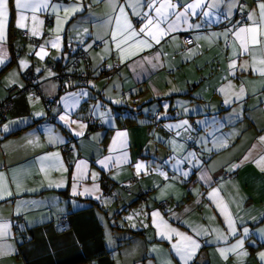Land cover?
<instances>
[{
  "label": "crops",
  "instance_id": "obj_1",
  "mask_svg": "<svg viewBox=\"0 0 264 264\" xmlns=\"http://www.w3.org/2000/svg\"><path fill=\"white\" fill-rule=\"evenodd\" d=\"M213 2L183 9L186 20L158 44L143 34L151 47L128 40L122 59L112 37L118 5L139 32L145 21L133 11L152 12L143 0L136 9L126 0H78L80 11L67 18L63 9L76 0H48L61 7L35 13L10 0L0 39V102L31 67L42 95L57 104L24 93L0 116V173L12 193L0 199V225H8L0 264H184L177 241L194 253L187 264H264V43L240 54L233 35L252 23L248 13H258L259 0L206 7ZM238 12L245 14L240 23ZM124 29L122 17L121 41L129 35ZM76 45L87 54L82 67L94 75L87 87L55 82L48 65L69 63ZM103 64L118 70L102 76ZM68 142L73 154L62 150Z\"/></svg>",
  "mask_w": 264,
  "mask_h": 264
},
{
  "label": "snow or ice",
  "instance_id": "obj_2",
  "mask_svg": "<svg viewBox=\"0 0 264 264\" xmlns=\"http://www.w3.org/2000/svg\"><path fill=\"white\" fill-rule=\"evenodd\" d=\"M221 2V0H214V2L210 5H206V7L215 8L217 7V4ZM127 6L136 9L141 6V0H126ZM9 4L10 0H0V39L4 38V28H5V22L9 15ZM144 6H146L148 9H151L152 12H136L133 11V15H142L145 23L140 28L139 32H136L132 29L131 23L127 20V14L125 11V5L120 4L119 7V14L115 17V23L116 28L112 31V37L115 42L116 48L118 51H120L122 59H123V44L127 42L128 40L132 38H138L136 40V43L139 45H142L143 47H151V43H149L147 40H145L143 36L150 37L155 43H159V37H162L163 35H166L169 32H172L175 27L176 23L179 22L181 19H185L187 17V12L183 9H196L200 8L204 4V0H197L196 3L188 4L186 0H143ZM158 5V6H157ZM15 6L17 9H31L33 13L40 9H46L51 7L54 11H57L61 6L60 5H50L48 3V0H15ZM82 5L78 3V0H76V3H73L72 5L65 6L64 12L66 13V17L68 15H73L76 12L80 11ZM113 7H117V5L113 4ZM71 9V11H69ZM257 9L259 10L258 13L254 10L252 12L248 13V20L252 23L250 25L239 27L234 32L233 35H236L240 41H241V52L240 54H243L244 52H249L251 50V47H255L257 45H261L264 43V0H259L257 3ZM231 10V5L229 6V11ZM194 14V13H193ZM204 16H208V12L203 13ZM174 16L176 19L175 21H172L169 23V17ZM124 17V24H125V31L129 33L128 36L125 37L124 41H121L118 39L119 36V30L121 28V18ZM35 18V17H34ZM58 23L60 22L59 15L57 16ZM167 24V27H161V25ZM18 27H23L19 23V20L17 21ZM198 27L199 25H195ZM147 29V30H146ZM35 35L36 33L33 32ZM60 37L59 35L56 36L55 41H50L52 43L53 47H58V44L56 41H59ZM143 47L140 49L143 50ZM43 46H41V52H43ZM135 54V53H133ZM37 55H41L40 52H37ZM144 59H148L145 57ZM2 62V60H0ZM22 65L24 62H21ZM235 66V61L230 64V67ZM111 67V65H109ZM241 92H243V88H241ZM239 98V97H237ZM41 113H36V115H40ZM65 118L61 116V120H64ZM75 123V121H73ZM187 123V122H184ZM83 127V125H81ZM176 127H180V125H177ZM8 126H4V130L7 131ZM179 134V133H177ZM121 136L125 135L124 133H120ZM262 141H264V137L260 138ZM31 143V141H30ZM50 155H58V154H50ZM261 160H264V157H261ZM257 163H260V161H257ZM137 169L143 167L141 164H137ZM235 167V166H233ZM43 170V169H42ZM4 174L0 173V199H3L5 195L11 196L12 193L10 191H7V189L4 187ZM59 186V185H57ZM216 190L214 189L213 192ZM211 195V194H210ZM158 215V213L153 214ZM131 219V217H129ZM226 223L229 226L230 233H235V227L234 223L230 216H226ZM8 225L2 224L0 225V236H6L8 235L7 232ZM175 232L176 230H171ZM245 234L248 233V229H244ZM177 235L181 236L183 240L189 241L191 245L194 248H199L200 245L197 243L193 237L188 236L184 233H176ZM199 235V233H197ZM226 239V237H224ZM242 244V241H238L236 245H233L231 248L227 250H221L222 254L225 251H235L240 245ZM173 248L176 250L177 254L181 256L182 259H184V264H187V260L191 259V255L194 253H189L187 251V246H181V241H177L176 244L173 245ZM6 254L5 251L0 250V255ZM243 255L244 253H240ZM261 259H264V253L259 254Z\"/></svg>",
  "mask_w": 264,
  "mask_h": 264
},
{
  "label": "built area",
  "instance_id": "obj_3",
  "mask_svg": "<svg viewBox=\"0 0 264 264\" xmlns=\"http://www.w3.org/2000/svg\"><path fill=\"white\" fill-rule=\"evenodd\" d=\"M245 14L243 12H238L236 14V18L238 22H242L244 20ZM21 36H26V33L24 31L21 32ZM183 42L186 46H189L191 44V38L189 34H186L183 36ZM87 60V54L86 51L80 46L76 45L74 46L71 55L69 63L67 64L69 66V69L63 65V68L56 69V63L50 62L48 65L49 67L55 69V74L53 75L52 79L55 82L63 83L65 85L69 86H88L89 83L94 79L93 73L88 68H82V65ZM118 70V65H111L109 67L108 64H103L100 68V75L102 76H111L115 74ZM24 78V84L20 87L12 86L9 91L7 97L0 102V113L1 117L4 118L6 112L13 106L15 98L19 95H22L24 93H28L30 95H39L42 99V102L45 106L51 107L52 105L57 104L56 98H47L42 95L39 86L37 85L35 73L32 70V68H27L23 73ZM123 111L126 114H130V108L125 107ZM158 117V113H155L153 115V122L154 125H156V119ZM49 118V117H48ZM89 125L95 124V120L93 118H90L88 120ZM62 150L67 154H73L75 152V149L73 145L68 142L66 144L62 145ZM226 176L228 174H225ZM135 176V175H133ZM134 178L130 179V182H133ZM126 185H121V188H125ZM142 201H144V198H142ZM163 205L164 202H161ZM16 222L14 221V224ZM60 224L62 228L67 224V219L65 217L60 218ZM87 264H97L96 262H88ZM198 264V263H193Z\"/></svg>",
  "mask_w": 264,
  "mask_h": 264
},
{
  "label": "trees",
  "instance_id": "obj_4",
  "mask_svg": "<svg viewBox=\"0 0 264 264\" xmlns=\"http://www.w3.org/2000/svg\"><path fill=\"white\" fill-rule=\"evenodd\" d=\"M10 27H12V25L10 26ZM22 37H26V36H22ZM74 48V47H73ZM73 48H72V50H73ZM72 52V51H71ZM71 55V53L69 54V56ZM52 62H54V61H52ZM86 63V62H85ZM67 64H68V62H67ZM67 64H64V63H62L61 61H57V63H56V69H59V68H63V65L65 66V67H69ZM31 68V67H30ZM82 68H87V67H85V66H83ZM33 70V69H32ZM1 75V74H0ZM36 76V75H35ZM24 79V78H23ZM24 84V83H23ZM11 88V87H10ZM9 88V89H10ZM9 89H8V91H9ZM8 91H7V95H8ZM7 97V96H6ZM3 101V100H2ZM1 101V102H2ZM124 109V108H123ZM131 110V109H130ZM124 112V111H123ZM125 113V112H124ZM130 114H132V111H130ZM133 115V114H132ZM0 116H1V113H0ZM134 116V115H133ZM154 124V123H153ZM106 183V182H105ZM108 191V188L106 189V192ZM67 225H65L63 228H65ZM90 262H92V261H90ZM88 263V262H87ZM86 263V264H87ZM97 263V262H96ZM98 264V263H97Z\"/></svg>",
  "mask_w": 264,
  "mask_h": 264
}]
</instances>
